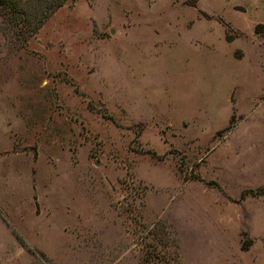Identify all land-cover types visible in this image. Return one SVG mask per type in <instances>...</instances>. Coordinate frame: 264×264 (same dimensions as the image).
Masks as SVG:
<instances>
[{"label":"rangeland","instance_id":"374dc122","mask_svg":"<svg viewBox=\"0 0 264 264\" xmlns=\"http://www.w3.org/2000/svg\"><path fill=\"white\" fill-rule=\"evenodd\" d=\"M13 32L0 264H264V0H65Z\"/></svg>","mask_w":264,"mask_h":264},{"label":"trees","instance_id":"16d2710c","mask_svg":"<svg viewBox=\"0 0 264 264\" xmlns=\"http://www.w3.org/2000/svg\"><path fill=\"white\" fill-rule=\"evenodd\" d=\"M64 2L65 0H0V13L14 28L15 38L26 42ZM166 225L160 219L149 231L160 241L176 245L174 234Z\"/></svg>","mask_w":264,"mask_h":264},{"label":"crops","instance_id":"0c3cea01","mask_svg":"<svg viewBox=\"0 0 264 264\" xmlns=\"http://www.w3.org/2000/svg\"><path fill=\"white\" fill-rule=\"evenodd\" d=\"M1 147H2V146H1ZM1 161H2V158L0 159V163H1ZM2 189H3V187H2ZM3 194H4V192H3ZM0 195H2V190H0ZM0 204H2L1 201H0ZM17 204L19 205V203H17ZM2 205H3V204H2ZM18 205H17V206H18ZM15 249H16V250H15L16 253H20V252L22 253V252H24V249H23V247H21V246H16Z\"/></svg>","mask_w":264,"mask_h":264}]
</instances>
